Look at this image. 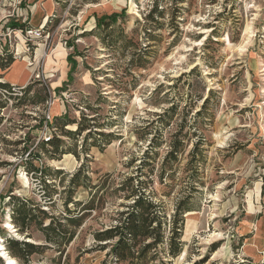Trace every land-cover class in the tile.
<instances>
[{
    "label": "rangeland",
    "instance_id": "rangeland-1",
    "mask_svg": "<svg viewBox=\"0 0 264 264\" xmlns=\"http://www.w3.org/2000/svg\"><path fill=\"white\" fill-rule=\"evenodd\" d=\"M156 1L161 12L147 19ZM115 11L110 28H96V16ZM42 17L48 37L28 44L7 23ZM7 52L33 86L22 95L0 89V264H131L102 249L95 232L134 201L124 194L135 174L165 210L166 235L178 201L190 208L182 252L167 254L165 241L143 264H264V0H0V61ZM0 73L7 81L8 70ZM43 95L52 115L61 112L57 151L40 138L48 104L34 100ZM73 121L93 126L91 136ZM173 142L182 152L164 165ZM20 201L75 237L48 242L37 221L21 232ZM80 215L79 227L66 219ZM11 238L45 247L25 262Z\"/></svg>",
    "mask_w": 264,
    "mask_h": 264
},
{
    "label": "trees",
    "instance_id": "trees-1",
    "mask_svg": "<svg viewBox=\"0 0 264 264\" xmlns=\"http://www.w3.org/2000/svg\"><path fill=\"white\" fill-rule=\"evenodd\" d=\"M159 5L160 3L158 1L154 3L151 10L148 12V14H146L147 19H154V16L161 12L159 10ZM121 15L122 14L115 11L110 14L104 13L100 16H96V28L107 30L118 20L119 17H121ZM29 21L30 19L28 18L24 23H19L18 20L9 19L7 23L8 27H11L12 29H24L25 27L30 26ZM67 59L70 63L68 79L72 80V72L77 66V60L73 53L69 54ZM14 61L15 60L13 58L12 52H7V56L0 61V68L3 70L8 69L11 67ZM2 77L3 74L0 73V78ZM32 84L33 83H30L26 86L25 92L31 90L33 86ZM1 86L9 87L10 84L7 81H0V87ZM57 89L63 90L61 87ZM209 98L210 95L204 98L203 105L205 107L209 102ZM47 99L48 98L46 97V95H43L36 98L34 102L45 103L47 102ZM0 106H5L4 102H2L1 100ZM200 111L201 109L197 112L199 113ZM168 113L167 111L164 113H160L159 118H170L171 114L169 115ZM60 118L61 116H55L53 122V125L57 128V121ZM91 119H94V117H91ZM76 126V129L78 131H83L87 128H90L87 136H91V132L93 130L91 128H93V126L85 125L82 122H78ZM95 131H99V134L106 135L105 132H102L100 130ZM66 132L73 133L72 130H66ZM61 142L62 140L57 135H53L49 143L42 141L43 144H51L56 149V151L59 150ZM198 147L199 141H197L194 147L190 150L191 159L189 160V164L194 163V159H196L194 156L197 152ZM150 152L151 150L148 148L145 151L144 157H149ZM180 152H182V148H180L176 144V142H173V145L165 156L163 164H168L170 159L176 160ZM200 160L201 159H198L197 163ZM34 169L35 171H40L41 173H43L44 171H48L42 166H34ZM45 175H48V173H45ZM134 179L138 180L137 186H132L129 194H124L126 198L134 196V201L128 204L126 209L119 212L120 217L118 218L117 223L109 228L98 230L97 232H95V238L98 241H104L102 243H99V246L102 249H106L110 245L109 253H113L116 256L117 260H125L130 262L131 264H143V262L147 259L148 252L152 249H155L156 251L158 249V246L162 243H165V241H167L169 245L167 254L171 256L179 255L182 252V248L184 245L183 241L181 240L182 228L184 225L183 214L186 211L190 210L189 206L186 205L183 200L178 201L175 211L172 215L173 221L172 225L170 226V234L166 235V227L164 226L166 222L165 210L161 208L159 203L153 201L149 194H146V192L142 190L141 185L143 182L140 178V175L135 174L133 176H130L128 180L132 182ZM71 182L76 183L74 179H72ZM118 190H125L124 184L119 186ZM93 197L94 195L85 204V209L94 208L95 200ZM10 198L15 197L10 196ZM70 201H72V198L69 196V198L66 199L65 203L68 204ZM40 212V216H35V214L33 213V209L26 203V201L15 203L13 213L15 215L16 222L20 226L21 232L25 231V226H27L29 221H37V225L44 232L45 238L48 242L56 244L59 243L60 239L63 238H65L66 242H69L75 237V228L72 230L64 229L62 222L59 221L60 219L56 220L53 215L49 216L48 212L43 208H40ZM46 219H49V222L44 225V221ZM66 219L69 220L75 227H79L82 224L83 216H67ZM112 240H114V242H111ZM44 247L45 245L43 244H37L24 239L20 240L17 238H11L9 240V250L11 251V253L14 256L23 259L25 262L29 261V257L33 253L43 251ZM14 258L17 259L16 257Z\"/></svg>",
    "mask_w": 264,
    "mask_h": 264
},
{
    "label": "built area",
    "instance_id": "built-area-1",
    "mask_svg": "<svg viewBox=\"0 0 264 264\" xmlns=\"http://www.w3.org/2000/svg\"><path fill=\"white\" fill-rule=\"evenodd\" d=\"M47 21L48 20H45V17H43L42 21L38 25H30L25 27L24 29H14V33L19 32L24 37V41L27 44L29 43V41L45 39L48 37V34L45 32ZM36 77L40 78V73H36ZM27 85L28 84L20 85V84L10 83L9 87L1 86L0 89L7 93L22 95ZM46 103L48 104L46 107L48 108V112L45 115L44 126L41 131L40 138L42 139V141L49 143L53 135L57 134L56 131L57 127L53 125L55 116L52 115L50 112L51 101L47 100Z\"/></svg>",
    "mask_w": 264,
    "mask_h": 264
},
{
    "label": "crops",
    "instance_id": "crops-1",
    "mask_svg": "<svg viewBox=\"0 0 264 264\" xmlns=\"http://www.w3.org/2000/svg\"><path fill=\"white\" fill-rule=\"evenodd\" d=\"M33 19V18H32ZM42 19H43V17L40 19V21L38 22V23H34L33 22V20H31V21H29L30 22V25H38L41 21H42ZM47 19V17L45 18V20ZM6 70V69H5ZM7 70H9V68L7 69ZM3 74V77H4V73H2ZM9 72L7 73V75H6V77H7V81H10V83H14V84H20V85H25V83L27 82V80H28V78H27V76H21V77H19V76H16V74L15 75H13L12 77V79H10V78H8L9 77ZM27 84V83H26ZM59 114H61V112L60 113H55L54 115L55 116H58Z\"/></svg>",
    "mask_w": 264,
    "mask_h": 264
},
{
    "label": "bare ground",
    "instance_id": "bare-ground-1",
    "mask_svg": "<svg viewBox=\"0 0 264 264\" xmlns=\"http://www.w3.org/2000/svg\"><path fill=\"white\" fill-rule=\"evenodd\" d=\"M20 61L19 60H15L13 62V64L11 65V67L9 68L8 72H9V76H13L17 73V70H20ZM21 72V71H20ZM17 76V75H16ZM2 80V79H1ZM11 81V80H10ZM26 84V83H25ZM15 259L14 258H10L9 259V263H14Z\"/></svg>",
    "mask_w": 264,
    "mask_h": 264
}]
</instances>
